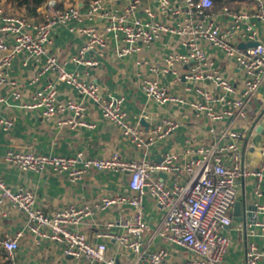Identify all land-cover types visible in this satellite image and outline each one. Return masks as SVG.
<instances>
[{"label": "built area", "instance_id": "1", "mask_svg": "<svg viewBox=\"0 0 264 264\" xmlns=\"http://www.w3.org/2000/svg\"><path fill=\"white\" fill-rule=\"evenodd\" d=\"M117 1L121 4L117 5ZM213 4L214 0H83V6L70 2L60 6L58 0H46L34 13L27 10L10 13L9 8L15 4L0 0V85L9 84L13 88V97L21 98V88L9 74L12 64L19 60L23 67H39L30 79L36 81L41 75L49 74L50 80L35 88L22 106L38 108L46 118L71 112L69 116L56 118L59 126L74 127L86 123L83 120L85 106L80 101L58 99V85L62 83L99 102L102 120L115 125L124 140L138 149L147 151L165 139L177 128L178 122L166 115L154 126L144 129L138 122L128 119L123 97L104 98L96 82L85 80L77 70L67 69L66 63L52 52L53 35L58 27L85 34L76 55L70 60L86 65L97 62L84 59V54L92 49L102 52L108 46L109 32L117 39L120 56L139 53L143 45L163 40L165 34L174 35L186 51L167 53L166 68L161 72L173 69L177 63H190L183 74L185 79L195 82L211 79L220 88L216 94L195 88L201 98L191 101L190 105L211 122V138L195 149L189 147V157L185 159L174 151L164 152L160 161L126 159L116 154L93 157L82 151L69 156L34 150L8 151L5 160L21 170L40 173L54 170L66 173L73 182L90 169L125 172L129 176L131 193L102 196L90 204H67L52 213H45L35 206V195L30 188L13 189L0 177V217L6 215L8 208L22 211L26 230L61 244L65 254L83 259L85 264H169L170 247L186 252V258L179 264H223L231 244L224 228L231 223L230 211L237 198V183L242 179L251 180L253 192L259 196L264 180V134L257 147L262 159L257 166L249 168L244 164L242 141L251 137L255 127L249 133L250 128L243 131L233 126V122L248 118L249 103L264 84V35L256 27L257 20L264 32V0H254L253 11H230L224 7L223 12L229 17L226 25L213 18L210 12ZM140 10L142 14L139 15L136 11ZM157 15L165 18L157 19ZM98 19L97 24H84V20L95 22ZM237 38L241 42L256 41V44L242 49L237 45ZM203 43L236 63L241 72L239 83L231 82L219 70H202L211 65ZM136 63L142 62L137 59ZM159 70V66L152 67L154 73ZM136 77L146 97L156 104H185L183 94L173 92L156 77L140 70ZM191 89L186 86V90ZM4 101L0 94V130L9 131L14 121L2 113ZM261 111L263 116L264 98ZM226 118L228 123H225ZM160 172L166 177H161ZM146 195L162 209L161 218L153 229L144 216ZM115 204L131 208L128 214L120 215L118 224L122 233L99 235L114 238L123 252L129 254L122 260L108 255L104 242L89 240L79 228L85 216ZM260 226L264 240V224ZM148 232L150 238L144 241ZM21 234L18 231L1 240L4 264H16L15 253ZM256 234V228H249L250 237ZM153 237L161 241L155 247L151 245ZM263 257L264 241L261 247L253 240L249 241L244 264H257Z\"/></svg>", "mask_w": 264, "mask_h": 264}, {"label": "crops", "instance_id": "2", "mask_svg": "<svg viewBox=\"0 0 264 264\" xmlns=\"http://www.w3.org/2000/svg\"><path fill=\"white\" fill-rule=\"evenodd\" d=\"M58 1L60 6L68 2L83 6V0ZM116 4L120 5L121 3L117 1ZM224 7L230 11H253L254 0H214L210 12L213 18L222 25H226L229 20L227 14L223 12ZM26 10L25 6L12 5L9 8L10 13H25ZM136 13L142 14L141 10ZM155 18L163 20L165 17L157 15ZM99 22V19L95 22L84 20L85 25ZM256 27L259 28V32L263 36L264 32L257 20ZM85 37V34L70 32L65 27H58L54 31V44L51 50L61 62L66 63L67 69L77 70L85 80L96 82L100 87V95L104 98L123 97L128 119L138 122L144 129L154 126L166 115L176 120L178 126L165 139L150 146L147 151L138 149L124 140L115 125L102 120L99 102L79 94L76 89L64 83L58 85V99L80 101L85 106L83 120L86 123L74 127L59 126L56 124V118L69 116L71 112L60 113L55 118H46L40 114L38 108L22 106V103L29 100V95L35 88L44 86L50 80V75L44 74L38 80L32 81L30 76L37 72L39 67L35 69L31 65L23 67L19 60L14 61L9 74L10 77L16 79L23 96L14 98L13 88L9 84L0 85V94L5 98L1 105L2 113L11 116L14 121L9 131L0 130V177L13 189L30 188L35 195V206L45 213H52L67 204H90L106 195L116 193L129 195L131 193L128 187L129 176L125 172L112 169H90L79 180L73 182L66 173L54 170L41 173L21 170L5 160L4 156L8 151L34 150L64 156L82 151L85 155L93 157H108L116 154L126 159L159 161L162 154L167 151H174L180 158L185 159L189 157L187 149H195L211 138L209 133L211 122L197 114L190 102L201 98L195 90L196 87L210 90L216 94L220 90L219 86L207 78L199 79L196 82L185 79L183 74L189 69L190 63H177L173 69L169 68L167 71L161 72L166 68L167 53L174 50L182 53L186 51L176 36L165 34L163 40H155L148 45H143L139 53L120 56L117 51L119 47L117 39L113 33L109 32L107 33L108 46L102 52L92 49L84 54V59L97 62L94 65L75 63L70 60L73 55H76ZM236 41L239 48L247 47V42H241L239 38ZM240 44L245 46H240ZM202 47L208 61L211 62V65L208 64L202 69L204 72L219 70L231 82L239 83L241 72L232 59L226 58L220 51L206 43H203ZM137 59L142 63H136ZM155 66L160 67L159 72L152 71V67ZM139 70L146 75L156 77L173 92L183 94L186 100L185 104L158 105L149 100L138 85L136 72ZM186 86H190L192 89L186 90ZM263 98L264 84L249 103L248 118L233 122L236 129L247 131L251 127L253 120L262 110ZM141 119H144L146 125L140 122ZM228 122L229 119L226 118L225 123ZM216 125L220 126L221 123ZM187 139L189 143H187ZM251 145V137L248 140L243 139L244 164L249 168L257 166L262 159L259 150L257 148L251 150ZM260 188L261 193L256 196L251 180L242 179L237 183L238 194L235 201L254 204L256 209L253 215L247 218L244 216L243 210L234 213L232 207L230 211L231 223L224 228V233L231 238V244L223 264H244L248 242L253 240L259 247L263 244L260 224H264V209L262 208L264 207V180L261 182ZM143 209L145 219L153 229L161 218L162 209L148 195L143 199ZM130 211L131 208L125 204H115L106 209L96 210L92 216H85L82 219L79 228L89 240L104 242L108 255L122 260L129 254L123 252L114 238L99 234L117 235L122 233L123 229L118 224L120 215H126ZM24 223V214L16 208H8L6 215L0 217V264L5 262L1 240L5 235H16L18 231H21L22 234L19 236L18 248L15 253L16 264H85L83 259L65 254L61 244L42 239L26 230ZM251 227L256 228L257 231V234L252 237L248 235V230ZM149 234L148 232L144 235V241L149 240ZM160 243L161 241L157 237H153L152 247ZM169 252V264H179L186 258V252L183 249L170 247ZM257 264H264V257Z\"/></svg>", "mask_w": 264, "mask_h": 264}, {"label": "water", "instance_id": "3", "mask_svg": "<svg viewBox=\"0 0 264 264\" xmlns=\"http://www.w3.org/2000/svg\"><path fill=\"white\" fill-rule=\"evenodd\" d=\"M255 44H256V41H251V42L246 43L247 46H252ZM240 46L244 47L245 45L240 44ZM140 122L143 125H146V122L144 121V119H141ZM254 127H255V129H254L253 133L251 134V141H252V145L250 147L251 150L256 149L259 146L261 138L264 134V115L262 116V111L253 120L249 133L252 131V129ZM159 175L163 178L166 177V175L162 172H160ZM255 209H256V205L251 204V203L247 204L245 201H235V203L233 205V212L234 213H238V212H240V210H243L244 216L247 218L251 217L253 215V212L255 211Z\"/></svg>", "mask_w": 264, "mask_h": 264}, {"label": "trees", "instance_id": "4", "mask_svg": "<svg viewBox=\"0 0 264 264\" xmlns=\"http://www.w3.org/2000/svg\"><path fill=\"white\" fill-rule=\"evenodd\" d=\"M11 1L15 6H25L29 13H34L36 8L46 0H7Z\"/></svg>", "mask_w": 264, "mask_h": 264}]
</instances>
